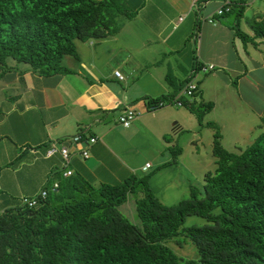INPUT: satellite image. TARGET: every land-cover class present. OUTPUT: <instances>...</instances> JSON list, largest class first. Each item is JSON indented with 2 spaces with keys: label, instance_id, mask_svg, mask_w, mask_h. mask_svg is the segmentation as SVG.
Listing matches in <instances>:
<instances>
[{
  "label": "trees",
  "instance_id": "1",
  "mask_svg": "<svg viewBox=\"0 0 264 264\" xmlns=\"http://www.w3.org/2000/svg\"><path fill=\"white\" fill-rule=\"evenodd\" d=\"M242 8L232 2L224 12L235 10L238 18ZM133 14L126 0H0V74L8 58L40 75L65 72L63 58H78L74 39L114 34L120 18ZM248 23L253 37L264 38V14ZM234 32L246 41V33ZM174 86L171 93L147 98V107L172 102L180 91ZM181 101L200 118L211 106ZM206 124L213 128L215 168L204 172L201 188L192 186L188 196L165 204L151 191L147 173L93 184L71 170L63 175V165L58 179L27 195L33 203L19 196L0 209V264H264V125L249 144L231 151L221 145L216 124ZM166 149L176 153L180 147ZM133 193L140 226L117 209ZM189 214L205 222L179 229ZM178 233L193 242L197 259L164 243Z\"/></svg>",
  "mask_w": 264,
  "mask_h": 264
},
{
  "label": "crops",
  "instance_id": "2",
  "mask_svg": "<svg viewBox=\"0 0 264 264\" xmlns=\"http://www.w3.org/2000/svg\"><path fill=\"white\" fill-rule=\"evenodd\" d=\"M225 1L228 7L232 2L243 5L238 18L235 14L232 21L226 17L235 10L215 13ZM126 3L134 14L121 17L114 34L74 39L78 58H63L67 71L40 75L31 71L28 64L10 59L9 67L0 74V90L9 91L4 98L0 97V209L58 179L63 168L61 156L44 154L50 143L67 145L66 168L93 184L117 182L138 170L134 164L144 170L146 163L136 162L135 152L127 147L139 149L141 144H153L148 141L149 134L163 144L162 151L169 152L166 148L175 144L176 138L168 135H177L187 124L197 125L195 114L183 108L188 113L185 123L174 121L170 125L181 105L164 102L151 109L147 107V98L171 93L174 85H180L179 91L186 84L191 68H198L201 61L212 63L213 69L225 66L232 75V92L249 104L264 89V79L261 74L258 76L264 73L261 48L264 38L253 37L248 23L264 13V0H126ZM208 16L212 21L206 20ZM234 27L252 36L251 50L234 32ZM151 43L155 45L148 47ZM113 69H118L123 78L115 76ZM208 71L203 72V77L194 78L202 102L211 100L212 90H217L220 98H224V91L230 90ZM188 99L195 101L193 96ZM133 102L140 106L138 110L133 106L139 114L123 126L117 115L124 106L132 107ZM252 106L256 113L264 110V105ZM77 132L84 137L96 136L86 146L89 151L86 157L80 154L81 145L71 139ZM139 136L144 137L143 143L131 145V139ZM168 152L165 157L161 154L156 161L158 165L168 160Z\"/></svg>",
  "mask_w": 264,
  "mask_h": 264
},
{
  "label": "rangeland",
  "instance_id": "3",
  "mask_svg": "<svg viewBox=\"0 0 264 264\" xmlns=\"http://www.w3.org/2000/svg\"><path fill=\"white\" fill-rule=\"evenodd\" d=\"M250 13V12H248ZM264 14V13H263ZM234 12L228 13L229 21H232ZM247 34V33H246ZM252 36L246 35L245 46L251 50V38ZM264 42H262V50L264 52ZM155 44L151 43L148 47H153ZM254 54H258L257 50H254ZM11 58H8L6 62L10 61ZM15 61V60H13ZM16 63V62H15ZM19 64H24L22 61H18ZM202 64H207L208 62L201 61ZM122 71V70H121ZM212 73L216 74L215 77L227 84L230 89L227 93L224 91V98H220V93L217 90L211 91V106L209 107L210 111L205 110L200 114L201 118L198 117V114L195 113V118L197 120V125L193 126L187 124L184 129H181L177 135L172 134L168 137L176 138V143L180 150L178 152L162 151L163 144H159L158 140L154 139L151 134L148 135V141H152L153 144H141L140 148L134 147L131 149V146L127 147L128 151L135 152V161L140 163H147L144 167V170H141V166L134 164L138 168L134 172L136 176L142 174L148 175L147 180L150 186L151 191L155 196L165 204L175 203L179 199L188 196L189 188L195 186L201 188L203 183V174L205 171H213L215 168V157L211 153V140H212V131L213 128L206 124L207 121H212L218 127L220 132V143L227 150L236 151L240 148H243L254 140L255 136L260 132L261 128L264 125L262 122V117L264 116V110L260 113H256L252 105L261 104L264 105V89H260V93L255 96L254 101L249 104L244 101L240 96L237 97L232 92V75L228 73L226 67L222 66L215 67V69L210 70ZM175 72V71H173ZM209 72V71H208ZM207 73V72H206ZM122 74V73H121ZM205 73L198 71L193 78L203 77ZM208 73L207 75H209ZM261 74V77L264 79V73H258V76ZM176 88V86H171V89ZM241 87H239V90ZM5 92L8 90H0V97H5ZM240 93V91H239ZM181 100L188 101L191 96L185 93H179ZM177 93L175 94V96ZM241 95V93H240ZM242 96V95H241ZM195 101H199V95H193ZM226 98V99H225ZM164 105H170L166 102ZM135 107L137 110L140 106L137 103L133 102L132 107ZM159 106L153 107L157 108ZM179 108V114L177 117L172 118L169 121L170 125H174V121L185 123L186 116H188L187 111L183 108L186 106L182 103ZM152 109V108H151ZM181 112V116H180ZM196 112V111H195ZM261 116V117H260ZM176 129V125L174 126ZM85 133L88 132L84 130ZM89 134L85 136L88 137ZM143 136L133 137L131 139V145L138 146L139 142L143 143ZM101 139V138H99ZM174 140V139H173ZM115 144L117 142L115 141ZM171 145V144H170ZM86 148V147H85ZM88 150V149H87ZM133 152V153H134ZM166 152L170 154L168 160L170 163H167L166 167L158 166L156 161L162 156H166ZM89 154V151H88ZM139 154V155H138ZM174 156V158H173ZM173 158V159H172ZM68 163V162H67ZM2 166V164H0ZM67 164L65 165V168ZM73 168V167H72ZM63 174V173H62ZM67 175V174H66ZM1 194V191H0ZM137 193L128 195L127 198L117 205V209L131 222L140 226L141 222L137 218L134 198ZM14 199V197H11ZM205 222V219L201 216L189 214L186 215L179 226H187L191 224L200 225ZM164 243L170 247L174 253L185 258L197 259L198 252L193 242L182 233L175 234L174 236L165 239Z\"/></svg>",
  "mask_w": 264,
  "mask_h": 264
},
{
  "label": "built area",
  "instance_id": "4",
  "mask_svg": "<svg viewBox=\"0 0 264 264\" xmlns=\"http://www.w3.org/2000/svg\"><path fill=\"white\" fill-rule=\"evenodd\" d=\"M227 3L228 2L225 1V5L221 4L220 6H218L215 10V13L220 14L223 11L227 10L228 9ZM206 20L212 21V17L208 16L206 18ZM211 67H212L211 63L202 64L198 67L197 70L194 69L195 67H192L191 70L189 71L188 78L186 79V85L182 89V92L189 94L191 92V90L193 88H195L196 80L193 77L195 76V74L197 73L198 70H200L202 72H207ZM113 74L115 76H117L118 78H121V76H122V74L120 73V71L118 69H113ZM162 103H163L162 101L157 102L158 105H161ZM172 103H175L177 105H181L182 101H181L180 97L178 95H176L172 99ZM137 115H138L137 110H135L134 108H132L129 105H126L123 107V110L117 115V119L123 126H127L133 118L137 117ZM71 139L74 141V143L81 145V147L79 149L80 154H81V156L86 157L88 154L86 146L88 144L94 142L96 139V136L95 135H88V137H86V136L84 137L79 132H77L71 136ZM55 153H58L61 156L62 165L65 166L69 160L68 146L65 144L56 145V144L50 143L44 150V154L46 156H49V155H52ZM146 165H147V163L143 166V168ZM69 173H70V169L66 168L63 170V175H66ZM55 184L56 183L54 182L53 185H55ZM40 193L42 195L44 193V191L41 190ZM20 198H21L22 202H25L27 204H31L35 201L34 198H32V197L21 196Z\"/></svg>",
  "mask_w": 264,
  "mask_h": 264
},
{
  "label": "bare ground",
  "instance_id": "5",
  "mask_svg": "<svg viewBox=\"0 0 264 264\" xmlns=\"http://www.w3.org/2000/svg\"><path fill=\"white\" fill-rule=\"evenodd\" d=\"M212 64V63H211ZM214 68V65L212 64V67L209 69V70H212ZM121 78H123V76H121ZM121 78H119V79H121ZM186 85V84H185ZM184 85V86H185ZM184 86L180 89V91H179V93L181 92V93H184V92H182V89L184 88ZM197 83H196V86H195V88H193L192 90H191V92L189 93V94H187V93H185V94H187V95H190V96H192V94H193V92H195L196 90H197ZM178 93V96L180 97V94ZM133 108V107H132ZM135 109V108H134ZM136 110V109H135ZM138 114H139V112H138ZM130 123V122H129ZM129 125V124H128ZM96 140V139H95Z\"/></svg>",
  "mask_w": 264,
  "mask_h": 264
}]
</instances>
